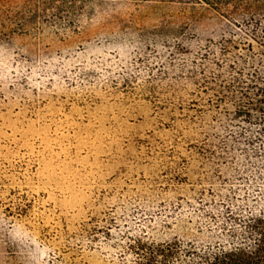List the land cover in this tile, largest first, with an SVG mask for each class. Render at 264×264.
Here are the masks:
<instances>
[{
	"label": "rangeland",
	"instance_id": "374dc122",
	"mask_svg": "<svg viewBox=\"0 0 264 264\" xmlns=\"http://www.w3.org/2000/svg\"><path fill=\"white\" fill-rule=\"evenodd\" d=\"M190 1L0 0V264H123L117 220L129 199L151 205L139 190L174 165L160 154L170 132L127 105L141 104L155 47L154 74L176 71L173 44L201 12ZM148 132L151 149L124 150Z\"/></svg>",
	"mask_w": 264,
	"mask_h": 264
},
{
	"label": "trees",
	"instance_id": "16d2710c",
	"mask_svg": "<svg viewBox=\"0 0 264 264\" xmlns=\"http://www.w3.org/2000/svg\"><path fill=\"white\" fill-rule=\"evenodd\" d=\"M188 5L192 18L194 11L201 12L192 20L193 35L173 44L176 71L168 73L162 64L154 74L156 60H162L157 54L165 53L155 47L154 60L140 63L139 79L148 85L139 93L141 104L127 105L147 108L136 111L134 122L156 116L159 129L170 132L171 146L160 154L174 165L168 180L151 176L150 185L139 190L151 205L128 200L117 220L127 241L120 260L264 264V0H192ZM151 135L124 150L137 144L151 149ZM179 141L186 143L184 151ZM192 160V172H184ZM88 233L96 237L104 229L95 225ZM128 255L131 262L125 260Z\"/></svg>",
	"mask_w": 264,
	"mask_h": 264
}]
</instances>
